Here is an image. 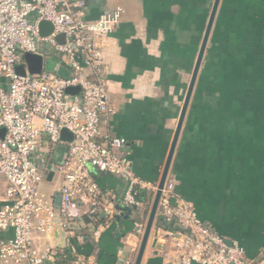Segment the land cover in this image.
<instances>
[{"label":"crops","instance_id":"crops-1","mask_svg":"<svg viewBox=\"0 0 264 264\" xmlns=\"http://www.w3.org/2000/svg\"><path fill=\"white\" fill-rule=\"evenodd\" d=\"M214 1L88 0V19L118 5L125 9L102 47L103 77L115 114L101 130L126 139L124 152L136 175L153 185L168 159ZM91 172L105 203H118L127 183ZM170 174L202 220L264 264V0L220 1ZM5 187L0 179V207ZM44 187L55 193L60 182L55 177ZM152 196L151 189L142 193L143 204L131 207V218L116 208L113 218L101 212L98 237L88 228L85 240L36 234V244L72 249L76 263L128 264L142 239L135 223L147 221ZM158 228L156 218L142 264H173V244ZM13 235L11 228L0 231V241ZM89 255L95 261L90 263Z\"/></svg>","mask_w":264,"mask_h":264},{"label":"built area","instance_id":"built-area-1","mask_svg":"<svg viewBox=\"0 0 264 264\" xmlns=\"http://www.w3.org/2000/svg\"><path fill=\"white\" fill-rule=\"evenodd\" d=\"M124 13L118 5L88 19V0H0V129L5 130L0 134V179L6 183L0 231H14L11 239L0 241V264H60L68 259L70 253L63 247L40 248L36 234L47 239L71 234L80 240L100 235V213L113 218L117 202L105 203L91 168L127 183L119 204L138 209L142 193L150 189L153 202L158 185L136 175L124 152L126 139L108 128L101 130L115 114L103 77L102 47ZM44 20L53 26L47 35L41 34ZM27 53L43 58L41 72L29 71ZM47 61H55L56 67L47 69ZM17 66L25 73H18ZM61 67L68 70L67 76L59 73ZM71 87H80L79 94H68ZM63 129L72 133V140L62 138ZM59 147L67 148L60 161ZM51 166L53 180L60 182L55 193L44 187ZM177 185L178 179L169 173L156 216L158 229L173 244V264H256L242 246L202 220ZM82 206L87 209L82 211ZM146 222L136 221L139 236ZM87 260L95 261L94 255Z\"/></svg>","mask_w":264,"mask_h":264},{"label":"water","instance_id":"water-1","mask_svg":"<svg viewBox=\"0 0 264 264\" xmlns=\"http://www.w3.org/2000/svg\"><path fill=\"white\" fill-rule=\"evenodd\" d=\"M221 0H215L214 1V5L210 14V18L206 27V31L204 33V37L202 40V44L196 59V63H195V67L192 73V77L187 89V93L185 96V100L181 109V113L178 119V123H177V127L175 130V134H174V138L172 141V145H171V149L168 155V159L166 161L163 173H162V177L160 179V182L158 184V189L156 191L148 218H147V222H146V226H145V231L142 235V239H141V244L140 247L138 249L134 264H142V260L144 257V253H145V249L148 243V240L150 238V235L152 233L153 227H154V223L156 220V216H157V211H158V206H159V202H160V197L162 194V189L164 187L165 181L170 173L171 170V165H172V161L174 158V153L177 147V143L180 137V133L182 131V127L186 118V114L190 105V101L193 95V91L196 85V81L200 72V68L202 66L203 60H204V56H205V52L207 49V45H208V41L210 38V34L212 31V26L216 17V13L218 11V7L220 4ZM41 27V34L42 35H47L50 34L53 31V26L49 21H42L40 24ZM62 35L58 36L59 40H62ZM26 60L28 63V69L31 73H39L41 72L43 66H44V61L43 58L38 55V54H33V53H27L26 54ZM56 67L55 61H47L46 62V68L49 70H53ZM16 70L18 73L20 74H24L25 73V69L22 66H17ZM59 73L67 76L68 75V70H66L64 67L59 68ZM80 92V87H71L67 89V93L68 94H79ZM4 129H0V134L3 135L4 133ZM61 136L63 139L65 140H72L73 139V135L72 133L68 130V129H63ZM67 151L66 147H59L57 150V158L58 160H62L64 153ZM54 173H55V168L54 167H50V172L47 175V179L48 180H52V178L54 177ZM116 210L120 211L122 214L126 215L128 218L132 217V208L128 205H123V204H117L116 205ZM56 236H58L56 234ZM47 264H55L52 261H47Z\"/></svg>","mask_w":264,"mask_h":264},{"label":"trees","instance_id":"trees-1","mask_svg":"<svg viewBox=\"0 0 264 264\" xmlns=\"http://www.w3.org/2000/svg\"><path fill=\"white\" fill-rule=\"evenodd\" d=\"M71 250H72V249H71ZM71 250H68L66 247H63V248H62V251H64V252H69V253H70V252H72ZM73 254H76V253L73 252ZM71 255H72V254L70 253V254H69V257H68L67 260H65V259H64L63 261L61 260L60 264H69V262L71 261V259H70ZM70 264H71V263H70Z\"/></svg>","mask_w":264,"mask_h":264},{"label":"rangeland","instance_id":"rangeland-1","mask_svg":"<svg viewBox=\"0 0 264 264\" xmlns=\"http://www.w3.org/2000/svg\"><path fill=\"white\" fill-rule=\"evenodd\" d=\"M151 209V208H150ZM150 211V210H149ZM149 214V213H148Z\"/></svg>","mask_w":264,"mask_h":264}]
</instances>
